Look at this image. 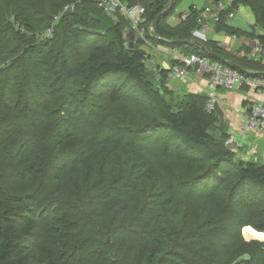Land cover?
Here are the masks:
<instances>
[{
	"label": "trees",
	"instance_id": "16d2710c",
	"mask_svg": "<svg viewBox=\"0 0 264 264\" xmlns=\"http://www.w3.org/2000/svg\"><path fill=\"white\" fill-rule=\"evenodd\" d=\"M125 1L144 25L167 2ZM232 3L264 44V0ZM167 10L148 41L204 53L200 10L176 28ZM126 28L95 0H0V264H264L246 232L264 234V163L229 148L206 95L157 82ZM232 60L264 78V59Z\"/></svg>",
	"mask_w": 264,
	"mask_h": 264
},
{
	"label": "built area",
	"instance_id": "2783aa9c",
	"mask_svg": "<svg viewBox=\"0 0 264 264\" xmlns=\"http://www.w3.org/2000/svg\"><path fill=\"white\" fill-rule=\"evenodd\" d=\"M95 1L107 12L124 15L129 20V28L134 33V38L143 40L146 45L151 44L147 39V35H151L154 28L151 23L148 25L143 24V14L146 9L141 3L137 2L129 5L125 0ZM232 2L233 0H212L200 8L199 16L196 17L197 27L193 30V38L205 39L210 26L219 23L223 17L226 21L235 19L242 4L232 7ZM69 8H73V5L64 6L63 11ZM191 13V10L183 13L180 19L184 21ZM47 32H50V29ZM259 33L261 31H257L253 36L250 50L240 52L238 56L247 59H264V44L258 38ZM230 37L236 41L241 39L236 33H232ZM217 46L222 47V44L219 43ZM167 53L172 55L173 60L168 68L164 69L154 58L147 54L143 61L147 68L154 72L156 81L163 80L164 85L167 87L171 85L174 79L204 82L207 88L205 110L208 112L214 111L219 104V90L233 91L240 85L245 84L256 96H264V78L255 76V71L242 72L237 68L225 65L210 54L206 55L205 52L182 53L177 49H169ZM161 71L164 72V75L161 74ZM243 128L245 131H264V103L255 101L248 105L243 118ZM226 143L234 146V137L229 136Z\"/></svg>",
	"mask_w": 264,
	"mask_h": 264
},
{
	"label": "crops",
	"instance_id": "0c3cea01",
	"mask_svg": "<svg viewBox=\"0 0 264 264\" xmlns=\"http://www.w3.org/2000/svg\"><path fill=\"white\" fill-rule=\"evenodd\" d=\"M183 0H167L165 3V6L163 8V11L165 9H168L170 15L166 19V25L169 26V28H176L178 27L182 22L181 15L189 10L192 9H200L205 4L212 0H202L204 3L202 7H199V3L192 2L190 5H184L182 3ZM169 5V7H168ZM245 6L242 5V7L239 8L237 12V17L235 20L233 19L230 21H226V23L234 29L238 31L236 33L241 37L240 41L237 43L236 40L231 39L230 33H227L223 29H216L215 25L210 26V30L207 33V36L205 39H195L200 42V47L202 50V47H205V43L207 42L210 46H217L219 43L222 44V47H217L221 51L224 52V57H226L228 60L234 62L232 59H239L241 58L238 56V53L240 52H248L250 50V47L252 46V38L253 36H249V34L257 31H260L257 27L253 26V15L249 10L244 8ZM243 16V17H242ZM243 20V21H242ZM249 26V28H248ZM193 38H190V40H187V43L194 41ZM192 43V42H191ZM148 46V45H147ZM169 49H177V48H171L167 46H161L156 45L153 50L150 49V47H146V53L147 55L151 56L156 60V62L162 66L164 69L168 68L172 64V55L167 53ZM179 50V49H177ZM183 53V51L179 50ZM171 63V64H170ZM236 63V62H234ZM238 69V68H237ZM240 70V69H239ZM176 87H173V85L169 86V89L173 90L174 94H187V93H194V94H202L206 95L207 88L204 84V82L196 81V80H178L176 82ZM220 95V102L218 104L219 110L221 111L220 114V123L221 118L224 124L227 127V132L230 136L234 137V147L233 150L238 151V154L242 153L241 157L243 158H249L253 159L252 157H247L246 154H255L256 159L260 162L264 163V131H257L253 132L254 136V142L252 145H249L247 150H244L245 145H248V140L245 139L246 134H248V131H245L243 128V118L246 113V110L248 108V105L252 102L259 101L264 103V96H256L251 89L245 85L242 84L238 88H236L233 91H225V90H219ZM259 140L262 141V149L256 150L255 146H258ZM244 150V151H243ZM262 160V161H261Z\"/></svg>",
	"mask_w": 264,
	"mask_h": 264
},
{
	"label": "water",
	"instance_id": "95a60500",
	"mask_svg": "<svg viewBox=\"0 0 264 264\" xmlns=\"http://www.w3.org/2000/svg\"><path fill=\"white\" fill-rule=\"evenodd\" d=\"M164 14V11H162L161 13H159L154 19L153 21L151 22V26L154 28L155 27V24L157 22V20ZM155 29V28H154ZM123 39L125 41V47L128 48V49H132L133 48V39H134V33L132 32V30L130 28H126L124 31H123ZM168 41V40H167ZM175 43H187V40H175L173 41ZM202 50L207 53V54H210L211 56H214L215 58L219 59L220 61H222L223 63L229 65V66H232L234 68H238L240 69L241 71H247V69H245L243 66L237 64V63H234L230 60H228L227 58H225L224 56L220 55V54H217V53H213L209 50H207L206 48L202 47ZM246 227H250V226H246ZM244 227V228H246ZM244 228L242 229V232L244 233ZM254 229V228H253ZM247 240V239H246ZM250 240H256L254 238L250 239ZM107 241H108V238H107ZM259 241V240H258Z\"/></svg>",
	"mask_w": 264,
	"mask_h": 264
},
{
	"label": "rangeland",
	"instance_id": "374dc122",
	"mask_svg": "<svg viewBox=\"0 0 264 264\" xmlns=\"http://www.w3.org/2000/svg\"><path fill=\"white\" fill-rule=\"evenodd\" d=\"M196 1V3H199V7H202V5H203V1L202 0H183L182 1V3L184 4V5H190L192 2H195ZM244 8H246L247 10H249L247 7H244ZM243 17V16H242ZM235 20V19H234ZM233 21V20H232ZM243 21V20H242ZM248 28H249V26H248ZM237 43H238V41H236ZM149 47H150V49L151 50H153V48H155V46L156 45H154V44H150V45H148ZM147 46V47H148ZM242 58V57H241ZM246 58V57H245ZM176 81H178V80H176V79H174V80H172V82H171V85H173V87H176V83H174V82H176ZM173 92V91H172ZM176 97H178L179 99H180V97H181V95L180 94H174ZM217 109H216V111H215V114H217ZM217 125V124H216ZM254 133H253V131H248V134H246V137H245V139L246 140H248V145L246 144L245 145V148H244V150H247L249 147V145H252L253 144V142H254V136L255 135H253ZM234 144V143H233ZM228 146H229V148L233 151V152H235V154L236 155H239V156H241L242 155V153H240V154H238V151H235V150H233V145L232 144H227ZM256 147V150H258V149H262L263 148V146H262V141L261 140H259V143H258V146H255ZM243 150V151H244ZM246 156L247 157H252L253 159H256V155L255 154H250V153H247L246 154ZM262 161V160H261ZM248 230V229H247ZM247 232V237H249L250 235L248 234V231H246ZM251 232H253V231H250V233ZM257 232H255L254 233V235L256 234ZM242 234H243V236H244V238L245 239H247L246 237H245V234L242 232ZM262 234V233H261ZM250 238V237H249ZM252 239V238H251ZM248 240V239H247ZM250 240V239H249Z\"/></svg>",
	"mask_w": 264,
	"mask_h": 264
},
{
	"label": "bare ground",
	"instance_id": "6f19581e",
	"mask_svg": "<svg viewBox=\"0 0 264 264\" xmlns=\"http://www.w3.org/2000/svg\"><path fill=\"white\" fill-rule=\"evenodd\" d=\"M206 55H209V54H206ZM173 62V61H172ZM171 64V63H170ZM164 75V74H163ZM250 230H252V229H248L247 231H248V234L252 237V238H254V239H256V240H260V241H264V234L263 235H261V234H255L254 235V233L253 232H251L250 233Z\"/></svg>",
	"mask_w": 264,
	"mask_h": 264
}]
</instances>
